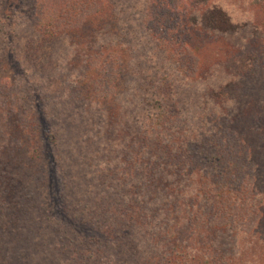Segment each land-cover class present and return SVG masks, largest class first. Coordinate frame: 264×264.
I'll use <instances>...</instances> for the list:
<instances>
[{
    "label": "trees",
    "instance_id": "trees-1",
    "mask_svg": "<svg viewBox=\"0 0 264 264\" xmlns=\"http://www.w3.org/2000/svg\"><path fill=\"white\" fill-rule=\"evenodd\" d=\"M17 1L22 3L20 10L24 2ZM86 2L89 9L75 19L70 10L61 13L52 4L46 8V0H40L26 12L36 37L24 43L25 35L20 36L19 27L12 24L16 21L9 19L18 11L6 15L12 3L0 0V118L10 121V132L1 146L6 160L0 164L5 168L0 176L4 185L0 187V264H228V255L215 249L213 239L216 231L225 229L245 233L249 246L264 245V235L256 230L264 193L258 186L261 181L251 145L228 118L224 132L206 136L212 139L204 141V151L203 146L189 147L186 135L180 133L182 127H172L170 121L166 124L171 112L159 106L173 92L177 75L151 94L146 102L152 104L141 107L144 119L137 118L134 130L138 139L135 162L120 173L103 154L102 140L108 128L101 125L104 121L95 133L90 127L82 135L73 121L67 129L54 121L56 106L44 95L46 77L33 72L32 61L21 55L22 50L29 47L28 56L44 61V45L77 30L87 16L100 11L99 6L90 7L91 0ZM148 4L165 21L176 14V24L198 8V23L204 28L227 33L237 27L223 8L209 0H149ZM176 24L166 23L164 32L175 33ZM158 44L180 74L196 76L204 50L197 54L188 41L168 36ZM124 59L125 54L115 51L90 57L89 67L98 66L97 78L87 71L92 86H87L84 99L103 104L115 95ZM257 63L264 64V59L254 57L247 62L241 57L239 68L247 72ZM9 68L17 70L13 80ZM76 81L85 84L84 77ZM212 96L216 103L226 102L221 92L213 91ZM38 97L45 111L37 107ZM209 117L211 122L217 120L218 111ZM258 117L255 130L264 137V115ZM199 118L208 119L207 115ZM165 124L170 132L179 133L167 150ZM65 132L63 142L69 148L62 157L59 134ZM83 137L102 141L103 149L76 150L72 139ZM21 142L29 147L25 150ZM19 153L24 159L17 157ZM127 173L136 184L131 203L121 193L113 194Z\"/></svg>",
    "mask_w": 264,
    "mask_h": 264
},
{
    "label": "rangeland",
    "instance_id": "rangeland-1",
    "mask_svg": "<svg viewBox=\"0 0 264 264\" xmlns=\"http://www.w3.org/2000/svg\"><path fill=\"white\" fill-rule=\"evenodd\" d=\"M36 1L40 3V0H23L24 5L18 10L22 3L17 0L13 3L10 0L11 12L6 11V15L18 11L15 18L9 19L16 21L12 24L19 27L20 36L25 35L24 43L36 37L26 15L28 10L39 4ZM86 1L46 0L45 6L47 8L52 4V8L61 9V13L70 10L68 12L78 19L89 9ZM261 1L209 0L211 5L223 8L237 25L234 31L222 33L204 28L198 23L200 14L198 8L192 9L186 19L176 24V14L173 13V16L165 17L166 21L163 20L150 9L149 0H101V3L91 0L90 7L93 9L99 6L100 11L87 16L77 30L64 32L62 37L56 38L50 45H44L45 55L42 56L44 61L38 57L28 56L26 53L29 52V47L23 51L18 44L17 48L22 50L21 55L30 64L32 61L33 72L46 77L44 95L56 106L53 108L56 111L55 122L62 123L61 125L67 129V124L73 121L78 125L77 132L82 135V132L90 127L95 129L93 131L95 133L99 123L104 121L101 125L108 128L102 140L106 146L103 154L106 161H114V167L119 169V173L133 166L132 163L135 162V143H138L134 133L135 121L137 118L144 119L141 111L146 107L145 104H152L146 101L152 99V93L164 87L163 83L170 84L172 76L177 75L174 82L172 81L175 86L173 92L162 105L161 103L159 105L171 112L170 118L164 120L166 124L171 122L172 127L181 126L184 132L180 133L186 135L188 146L193 149L203 146L204 151V141L212 139L206 137L209 132L212 134L224 132L223 127L227 124L228 118L229 120L231 118L232 126L251 145L261 181L258 186L264 193V137L255 130V120H259V115H264V64L257 63L255 69L247 72L239 68L241 57L246 58L247 62L252 61L254 57L264 59V0L263 3ZM166 23L176 24L178 31L173 34L165 33ZM167 36L188 41L194 45L197 54L204 50L200 54L202 65L199 69L197 66L198 72L195 77L187 78L182 73L181 75L176 63L164 52L165 48L158 44L162 37ZM75 43H78V48L73 46ZM113 51L125 54V59L120 63L123 69L116 84V94L103 104L102 101L90 103L91 101L84 99V93L90 88L87 86H92L90 77L97 78L95 68L98 66L89 67V58L96 56L97 53L107 55ZM7 71L13 80L17 70L9 68ZM87 71L90 77L86 75ZM79 76L84 77L85 84L82 86L76 81ZM213 91L221 92L223 95L221 97L223 100L226 99V102L216 103L212 96ZM5 93L9 95L10 91ZM36 105L46 110L42 97L40 99L38 97ZM213 111H218L219 118L211 122L209 116ZM199 115H207L208 119L203 122ZM9 123L5 116L0 118V148L4 143L3 139L10 132ZM166 124L163 130L165 135L163 138L166 140L164 150L175 141H172L173 136L179 135L170 132ZM117 128L119 129L116 130ZM189 128L193 129V132ZM66 133L59 134L62 157L63 151L69 148L68 144L63 142ZM75 139H72L71 144L76 146H74L76 150H93L95 147L103 149L102 141L98 139L85 137L77 141ZM21 144L25 150L29 147L27 143ZM2 150L3 147L0 149V164L6 160L2 156L4 155L1 153ZM17 157L24 159L21 153L17 154ZM4 169L0 167V176L5 173ZM128 175L129 173L122 178L116 187L117 191L113 194L121 193L126 202L131 203L136 184H133L132 177ZM111 176L114 177L113 172ZM3 186L0 180V187ZM259 212L261 218L256 230L264 235V202ZM244 235L246 234L238 230L231 232L227 229L218 230L213 238L217 242L214 247L228 255V264H264V245L249 246V241ZM256 237L260 239V235Z\"/></svg>",
    "mask_w": 264,
    "mask_h": 264
}]
</instances>
